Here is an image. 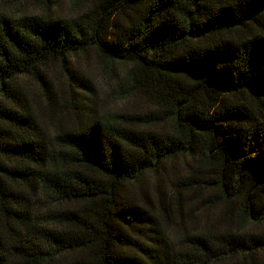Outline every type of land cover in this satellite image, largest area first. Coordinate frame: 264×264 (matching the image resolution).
Segmentation results:
<instances>
[{"label":"trees","instance_id":"16d2710c","mask_svg":"<svg viewBox=\"0 0 264 264\" xmlns=\"http://www.w3.org/2000/svg\"><path fill=\"white\" fill-rule=\"evenodd\" d=\"M0 264H264V0H0Z\"/></svg>","mask_w":264,"mask_h":264},{"label":"rangeland","instance_id":"374dc122","mask_svg":"<svg viewBox=\"0 0 264 264\" xmlns=\"http://www.w3.org/2000/svg\"><path fill=\"white\" fill-rule=\"evenodd\" d=\"M60 12L62 14L67 13L66 3L61 6ZM70 62L72 67L80 70L93 84L95 95L93 96L94 103L92 108L97 115L111 113L118 110L131 111L137 106V102L135 100H126L123 102H115L112 100L109 92L115 84L114 78H109L107 76L101 65L91 54L86 56H77L72 58ZM50 75L53 85H59L60 72L56 66L51 68ZM28 87L31 88V84H29ZM183 167L184 162L180 159L175 161L173 164H167L165 168L166 173L160 177L158 183L164 186L165 189H169V180L172 178V175H176L183 171ZM156 183V180H154L151 176H146L140 182L132 184L128 189L130 193H137L141 188H143L151 194ZM149 197L151 198L150 195Z\"/></svg>","mask_w":264,"mask_h":264}]
</instances>
